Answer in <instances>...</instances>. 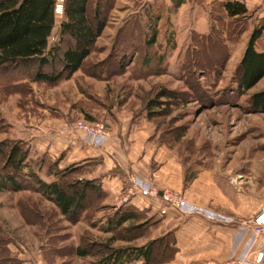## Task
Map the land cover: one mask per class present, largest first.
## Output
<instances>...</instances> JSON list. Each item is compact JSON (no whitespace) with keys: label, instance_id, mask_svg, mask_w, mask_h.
<instances>
[{"label":"rangeland","instance_id":"rangeland-1","mask_svg":"<svg viewBox=\"0 0 264 264\" xmlns=\"http://www.w3.org/2000/svg\"><path fill=\"white\" fill-rule=\"evenodd\" d=\"M95 2L105 0H91L90 8ZM104 9L105 26L79 71L54 85L38 84L23 95L18 91L14 98L0 92V174L8 171V143L20 140L28 149L22 172L30 169L44 181L57 180L68 194L82 192L84 208L70 220L37 190H0V264H90L106 252V245L130 247L144 239L119 228L102 229L104 217L112 212L107 208L116 200L103 205L104 195L81 183L99 172V159L70 157L64 149L46 153L40 166L43 152L34 148L39 138H50L53 146L57 137L73 135L83 145L74 129L77 120L102 123L108 137L113 123H138L147 129L148 141L167 147L187 177L205 171L226 177L237 191L264 194V112L247 107L256 86L238 97L231 92L235 56L218 68L220 37L209 42L206 52L205 41L191 32L193 24L176 22V9L164 0H107ZM153 18L155 41L146 45ZM60 19L55 16L48 47L57 40ZM216 25L217 31L223 26ZM63 39L62 46L71 42L66 35ZM28 67L18 65L8 72ZM58 67L56 62L43 71ZM29 137L35 140L32 144L23 140ZM50 161L58 174H49Z\"/></svg>","mask_w":264,"mask_h":264},{"label":"crops","instance_id":"crops-1","mask_svg":"<svg viewBox=\"0 0 264 264\" xmlns=\"http://www.w3.org/2000/svg\"><path fill=\"white\" fill-rule=\"evenodd\" d=\"M164 1L166 6H170L169 0ZM221 1L183 0L176 8V22L192 23L191 32L196 34H207L212 25L217 28L215 24L219 23V26L223 25L220 33L225 39L229 31L224 25L232 18L225 15L220 6ZM240 1L246 9L242 17L244 26L236 42L231 45L230 54L225 61L227 65L235 56L233 70L242 55L249 34L255 27H261V32L254 42V49L257 52L264 51V0ZM216 13L220 16H214ZM9 68L0 65V92L7 99L14 98L18 91L22 95L28 93L35 85H47L42 81L31 80L28 71L21 70L13 74V71L8 72L13 67ZM263 83L264 75L250 88L256 86L254 92L262 90ZM109 131L108 143L103 148H93L82 141L83 145L79 146L74 142L73 135L57 137L58 141L53 146L48 144L50 138H39L34 148L37 152L47 153L49 156L55 155L57 150L68 149L70 157L80 154L88 157V160L99 159L101 169L88 179H99L100 188L105 192L102 204L106 205L113 199L116 202H113L112 209L128 205L141 215L135 223L143 224V235L138 237L144 239L137 245L161 238L162 242L167 241L173 247L170 252L153 256L149 264H217L225 260L230 253L235 254L239 250L244 238L236 241V225L253 217L264 202V194L255 196L251 192L237 191L226 177H216L205 171H198L190 178L187 177V173L174 156L170 155L167 147L148 141L147 129L139 127L138 123H113ZM23 140L30 144L35 141H31L30 137ZM131 175L151 182L157 189L179 192L190 203L230 217L232 222L218 223L200 215H181L170 208H167L164 214H159L158 210L164 207V203L157 197L145 198L131 192ZM126 224L127 222L123 225ZM249 259L254 264H264V248L252 254ZM135 264L142 262L138 260Z\"/></svg>","mask_w":264,"mask_h":264},{"label":"trees","instance_id":"trees-1","mask_svg":"<svg viewBox=\"0 0 264 264\" xmlns=\"http://www.w3.org/2000/svg\"><path fill=\"white\" fill-rule=\"evenodd\" d=\"M91 0H62V14L58 26L57 40L48 47V38L51 35L55 23L54 5L55 0H0V65L6 68L14 66H29L28 74L33 81H42L54 84L61 79L69 78L75 71L80 70L89 53L92 51L96 38L105 26V5L95 2L90 8ZM170 9H176L183 0H169ZM220 6L228 18L226 38L217 35L220 32L212 25L207 34H196L198 39L205 41V51L208 52L209 42L215 37H220V53L216 64L220 69L228 58L231 45L236 42L238 35L243 29L242 17L246 9L240 0H222ZM89 10L91 12L89 13ZM155 18L148 23V33L145 35L144 43L150 45L155 41L156 27ZM233 24L235 27L229 26ZM221 28V27H220ZM235 28V29H234ZM261 32V27L252 29L248 36L242 55L234 67L231 75L232 90L235 96H241L261 76L264 75V51L257 52L254 42ZM231 33V34H230ZM221 34V33H220ZM69 37L71 42L62 46L64 36ZM131 38L132 35L130 34ZM128 48L129 42L125 40ZM121 42V41H120ZM121 48V47H120ZM58 62L59 67L51 72L43 71L44 67H53ZM213 72L215 67H210ZM10 69V68H9ZM247 107L251 110L264 112V89L251 93L247 99ZM20 140L10 141L5 152V163L8 171L0 174V190L10 189H32L39 191L48 200L53 202L57 209L70 220H74L77 213L83 210L82 192L75 191L68 194L57 180L45 182L33 170L22 172L28 149ZM41 155V165L44 166V156ZM47 166L49 174H58L55 169V161H50ZM85 188H91L101 195L98 181L86 179L81 181ZM97 184V185H96ZM98 194V195H99ZM105 216V224L102 229L110 232L115 228L126 235L135 233L137 236L143 234V224L135 223L140 214L131 206H119L112 209ZM127 222L126 225H123ZM161 238L146 241L144 244L110 249L106 245V252L90 264H135L141 260L142 264H149L152 257L173 250L167 241ZM156 246L159 250L156 251ZM75 252L84 255L77 248Z\"/></svg>","mask_w":264,"mask_h":264},{"label":"built area","instance_id":"built-area-1","mask_svg":"<svg viewBox=\"0 0 264 264\" xmlns=\"http://www.w3.org/2000/svg\"><path fill=\"white\" fill-rule=\"evenodd\" d=\"M54 16L62 14V0H55ZM74 129L80 133L82 141L93 148H102L107 141L108 132L106 127L100 123H90L83 120H77ZM131 183L130 191L136 192L145 198H159L164 207L158 210L159 214H164L167 208L174 210L181 215H200L210 221L218 223H231L232 219L220 215L212 210L190 203L182 194L170 189H157L152 183L140 179L135 175L129 177ZM236 235L239 241L242 238L241 247L234 254L230 253L228 257L217 264H254L249 257L255 252L264 248V202L259 207L252 218L242 221L236 225Z\"/></svg>","mask_w":264,"mask_h":264}]
</instances>
